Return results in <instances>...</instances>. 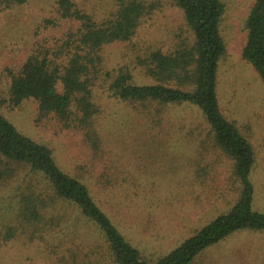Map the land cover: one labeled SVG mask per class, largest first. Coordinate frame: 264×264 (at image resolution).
Segmentation results:
<instances>
[{
    "label": "trees",
    "instance_id": "1",
    "mask_svg": "<svg viewBox=\"0 0 264 264\" xmlns=\"http://www.w3.org/2000/svg\"><path fill=\"white\" fill-rule=\"evenodd\" d=\"M29 1L0 0V12ZM162 1L181 12L183 35L168 46L147 44L139 31L163 8ZM106 7L100 15L78 0L55 2L57 20L69 28L55 48L33 50L7 73L9 106L35 102L36 123L52 118L64 129L82 132L94 153L102 140L94 91L102 83L115 102L154 125L177 108L195 107L212 147L232 164L235 199L226 213L150 262L117 230L86 182L59 168L50 148L19 133L0 110V248L36 246L54 264H194L207 249L241 230L264 231V213L251 209L253 148L224 118L216 95L217 69L226 52L222 1L109 0ZM244 28L241 58L264 83V0L253 1ZM117 44L134 45L125 54L127 62L105 70V50ZM3 103L0 99V109Z\"/></svg>",
    "mask_w": 264,
    "mask_h": 264
},
{
    "label": "rangeland",
    "instance_id": "2",
    "mask_svg": "<svg viewBox=\"0 0 264 264\" xmlns=\"http://www.w3.org/2000/svg\"><path fill=\"white\" fill-rule=\"evenodd\" d=\"M56 1L30 0L26 6L0 12V99L5 100L0 110L19 133L50 148L59 168L82 178L117 230L154 262L229 210L236 195L230 180L232 164L203 133L197 108H177L154 125L155 121L139 118L130 106L115 102L103 83L95 88L93 100L102 139L97 153L80 131L64 129L52 118L36 123L35 102L9 106L7 73L33 50L55 48L69 28L57 20ZM221 1L225 11L220 32L226 52L217 69L218 105L253 148L251 209L264 213V83L241 58L244 24L254 0ZM108 2L78 0L100 15ZM162 4L139 31L147 44L156 41L168 46L183 35L181 12L165 1ZM133 45L107 48L105 70L127 62L125 54ZM97 252L101 257L103 248ZM0 264L54 262L36 246L9 243L0 248ZM194 264H264V231L241 230L207 249Z\"/></svg>",
    "mask_w": 264,
    "mask_h": 264
}]
</instances>
